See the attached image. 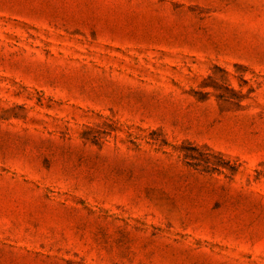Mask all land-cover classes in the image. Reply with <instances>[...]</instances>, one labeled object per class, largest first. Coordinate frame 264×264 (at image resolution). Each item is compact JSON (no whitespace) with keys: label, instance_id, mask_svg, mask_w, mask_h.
<instances>
[{"label":"rangeland","instance_id":"374dc122","mask_svg":"<svg viewBox=\"0 0 264 264\" xmlns=\"http://www.w3.org/2000/svg\"><path fill=\"white\" fill-rule=\"evenodd\" d=\"M0 264H264V0H0Z\"/></svg>","mask_w":264,"mask_h":264}]
</instances>
